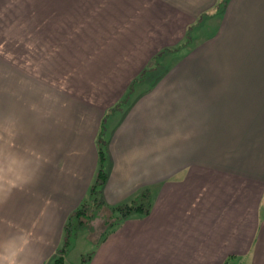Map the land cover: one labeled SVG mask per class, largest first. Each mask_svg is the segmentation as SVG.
<instances>
[{"label":"crops","instance_id":"0c3cea01","mask_svg":"<svg viewBox=\"0 0 264 264\" xmlns=\"http://www.w3.org/2000/svg\"><path fill=\"white\" fill-rule=\"evenodd\" d=\"M221 1L0 0V23L70 40L86 69L60 86L0 60V264L52 262L90 225L71 215L94 201L101 128L97 203L147 193L150 212L91 226L79 264H264V0Z\"/></svg>","mask_w":264,"mask_h":264},{"label":"rangeland","instance_id":"374dc122","mask_svg":"<svg viewBox=\"0 0 264 264\" xmlns=\"http://www.w3.org/2000/svg\"><path fill=\"white\" fill-rule=\"evenodd\" d=\"M220 20L221 17L217 22L209 24L204 29V32L199 31L197 35L194 34L196 39L193 41V46L213 36L218 31ZM34 27L35 23H31L30 28H28L29 31H26L27 24L19 22L0 23V60L9 64L8 74L12 75L11 79H13V75L14 79H16L18 74L20 76L24 73L30 82L32 80H44L50 82V84L57 83V85L61 86L66 81L70 83L71 79H75L78 74L86 71V69L84 71L82 69L77 74L70 66L67 58H65L68 56L60 53L69 46L68 41L70 40L38 38V33L34 31ZM48 29L52 30V28L46 27V30ZM28 34L33 37L27 38ZM54 49H58L56 53H54ZM181 57L182 55H177L170 57L169 60L174 62ZM84 66L85 64L82 67ZM5 74L6 70L3 69L2 71L0 67V86L4 84ZM89 200H91V195H89ZM99 205L91 201L87 206H83L85 212L82 214L83 220L90 222V225L87 224L86 228H84L82 222L80 224L77 223L79 220L76 221V229L73 225L68 228L65 238L69 237L70 232L72 238L70 245L66 246V243H63L62 246V250L67 248V251L63 254L65 264H79L83 260H88L90 255H92L96 249L95 241L98 238L90 234L92 232L91 226H97L102 223V226L108 229V224L113 225L117 220L124 218L123 215H120V211L114 213L112 209L103 208ZM93 213L95 216H91ZM81 253L83 254L82 257ZM54 262L55 259L52 263Z\"/></svg>","mask_w":264,"mask_h":264},{"label":"trees","instance_id":"16d2710c","mask_svg":"<svg viewBox=\"0 0 264 264\" xmlns=\"http://www.w3.org/2000/svg\"><path fill=\"white\" fill-rule=\"evenodd\" d=\"M225 1V0H223ZM223 3V2H222ZM103 128H101L99 134V149H98V152H99V158H100V169H99V172L97 174V177L95 179V182L94 184L92 185L91 187V190H90V194H91V197L93 198L95 204H97L98 202V197L96 196H99V194L102 192V189H103V186L106 182V173L104 171V168H103V159H104V153H105V150L102 148V143L105 144V140L103 139ZM147 193H145L143 195L144 198H141V201L140 200H134L132 203H126V204H123V205H119L116 209H118L120 211V215L125 218H128L130 215L134 214V213H143V214H149L150 212V208L147 207L145 205V203L147 202V200L150 199V197L147 198ZM85 204V203H84ZM82 205L81 208H79L75 214L72 216L71 215V218H74L76 217L77 220H80V218L82 217V214L85 213L84 212V209L82 208L83 206H87V204L85 205ZM79 218V219H78ZM123 219V218H122ZM71 220V219H70ZM68 229H66L67 231ZM68 239V238H67ZM68 244H66L67 246ZM67 250V248L63 249L60 251V256L55 258V262L52 263V262H49L47 264H63L64 263V252ZM224 264H229V262H225Z\"/></svg>","mask_w":264,"mask_h":264}]
</instances>
